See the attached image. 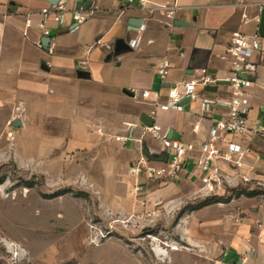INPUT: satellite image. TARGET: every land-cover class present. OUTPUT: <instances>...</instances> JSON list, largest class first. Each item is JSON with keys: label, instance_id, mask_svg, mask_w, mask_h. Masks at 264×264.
<instances>
[{"label": "crops", "instance_id": "1", "mask_svg": "<svg viewBox=\"0 0 264 264\" xmlns=\"http://www.w3.org/2000/svg\"><path fill=\"white\" fill-rule=\"evenodd\" d=\"M60 2L65 3L66 11L57 23L48 18L50 44L39 48L35 42L44 38L37 27L42 19L40 9ZM261 2L0 0V103L13 98L14 104L6 105L9 111L37 114L34 126L61 131L68 145H100L109 138L104 146L117 150L118 157L125 160L113 176L120 174L141 204L145 199L154 202L177 196L186 189L197 193L205 173L198 166L201 144L215 135L221 150L237 136L217 128L232 98L229 84L217 83L228 75L230 62L224 55L235 31L256 36L259 43L258 48L243 51L250 67L243 114L249 129L264 132ZM166 3L176 5L173 19L162 14L160 6ZM80 9L88 14L83 22L73 18L74 11ZM28 19L33 23L29 28ZM130 19H140V25L131 26ZM118 39L123 41L121 46H116ZM105 44L113 48L107 50ZM163 60L171 66L165 81L158 74ZM203 70L218 82L206 86L197 83L196 96L183 102L181 112L155 110L151 99L141 97L142 90H161L160 102H164L166 87L183 80L199 82ZM214 86L216 90L208 89ZM144 114L161 128L167 140L193 144L179 179L162 184L129 171L141 157L155 166L170 157L160 139L144 132ZM119 136L127 140L117 141ZM112 161H117L115 156ZM212 163L221 180V161ZM107 169L114 170L112 165ZM141 194L144 196L139 198ZM247 247L242 256L235 252L242 264H264V233L258 232L255 244Z\"/></svg>", "mask_w": 264, "mask_h": 264}, {"label": "rangeland", "instance_id": "2", "mask_svg": "<svg viewBox=\"0 0 264 264\" xmlns=\"http://www.w3.org/2000/svg\"><path fill=\"white\" fill-rule=\"evenodd\" d=\"M13 100L0 103V264H242L235 252L264 233L263 131L220 150L230 148L233 160L219 158L214 191L141 204L113 176L125 160L104 146L109 138L68 145L61 131L34 126L37 114L9 111ZM211 196L219 201L194 208Z\"/></svg>", "mask_w": 264, "mask_h": 264}, {"label": "built area", "instance_id": "3", "mask_svg": "<svg viewBox=\"0 0 264 264\" xmlns=\"http://www.w3.org/2000/svg\"><path fill=\"white\" fill-rule=\"evenodd\" d=\"M131 1V0H129ZM260 10L264 8V0H262L259 5ZM162 14L167 19H173L176 5H171L166 3L160 6ZM66 11V6L64 2L50 4L46 7L40 9V14L42 19L37 23V27L41 31V37H49V27L47 23L48 18H50L54 23L60 21L62 13ZM73 18L77 22H83L88 18V14L84 13L82 9L75 10ZM33 25L30 19L26 20V27L29 28ZM36 46L39 48L43 47L42 39L35 42ZM50 44V42H49ZM259 43L256 40V36L247 35L240 31H235L231 33V39L228 47L225 50L224 58L228 59L230 62V68L228 70V75L222 78L221 81H227L230 88L232 98L229 103L228 111L223 119L217 122V128L219 131L224 133L240 135L250 132L251 129L247 126V119L243 114L244 101L243 96L245 94V86L248 82L247 79L239 77V74H246L250 71L249 64L245 63L243 56V51L248 48H258ZM104 47L107 50H111L113 46L111 44H105ZM170 63L167 60H163L158 69V74L160 75L162 81H165V77L170 68ZM218 82L217 78L210 76L207 71L203 70V76L196 82L195 80H183L178 83H174L166 87L165 89V101L160 102L162 97L161 90H142L141 97L144 99H151L155 110L162 111H176L181 112L184 109L183 101L186 98H193L197 94L196 85L200 83L202 86L207 84ZM144 132L150 133L154 138L160 139L166 150L170 153V157L159 166L151 165L144 157H141L138 161L134 162L129 171L137 176L143 175L147 179L158 181L162 184L177 180L183 171V164L187 157L191 156V152L194 150L193 144H186L181 141H169L166 139L165 135L162 133L161 128L152 124L151 126H145ZM218 136H211L207 141L201 144V157L198 160V166L202 169L204 175L201 178L203 182L202 191L205 193H210L216 189L221 181L217 175L218 168L213 165V161L218 160L222 157L225 160H233L231 149L224 154L220 153V149L216 146V140ZM117 141L124 143L126 137H116ZM240 156L242 153H239ZM240 158L235 159V164L241 165ZM247 180V178H244ZM138 187L136 188V192ZM148 216L156 215V211L148 212Z\"/></svg>", "mask_w": 264, "mask_h": 264}, {"label": "water", "instance_id": "4", "mask_svg": "<svg viewBox=\"0 0 264 264\" xmlns=\"http://www.w3.org/2000/svg\"><path fill=\"white\" fill-rule=\"evenodd\" d=\"M48 1H53V0H48ZM260 14H261L260 15V28H262V26L264 24V8L261 10ZM140 21H141L140 19H130L129 24L131 26L137 27L140 25ZM49 42H50L49 37H44L42 39V43H43L44 47H48ZM122 43H123V41L121 39H118L116 41V46H121ZM239 77L249 80V76L246 74H239ZM222 83H228V82L227 81H219L217 84H222ZM208 89L209 90H216V87L215 86L209 87ZM188 100H189V98H186L183 102L188 101ZM261 111L264 112V107L261 108ZM142 120L147 124V126H151L153 124V121L151 120V118L145 114L142 116Z\"/></svg>", "mask_w": 264, "mask_h": 264}, {"label": "trees", "instance_id": "5", "mask_svg": "<svg viewBox=\"0 0 264 264\" xmlns=\"http://www.w3.org/2000/svg\"><path fill=\"white\" fill-rule=\"evenodd\" d=\"M255 193H256V191H248L247 195L252 196ZM217 201H219V198L217 196L207 197L206 199H204L203 202L199 203L194 208L199 209V208L203 207L204 205H207V204L212 203V202H217Z\"/></svg>", "mask_w": 264, "mask_h": 264}, {"label": "bare ground", "instance_id": "6", "mask_svg": "<svg viewBox=\"0 0 264 264\" xmlns=\"http://www.w3.org/2000/svg\"><path fill=\"white\" fill-rule=\"evenodd\" d=\"M167 246L168 247H170L172 250H177L178 248L176 247V246H174V245H168L167 244ZM164 248V247H163ZM155 252H156V254L158 255V256H160V257H166L167 256V254H168V252H166L165 250H163V249H161L158 245L155 247Z\"/></svg>", "mask_w": 264, "mask_h": 264}]
</instances>
